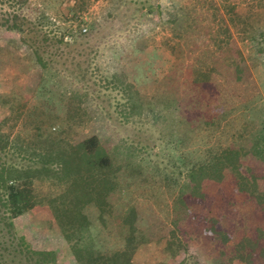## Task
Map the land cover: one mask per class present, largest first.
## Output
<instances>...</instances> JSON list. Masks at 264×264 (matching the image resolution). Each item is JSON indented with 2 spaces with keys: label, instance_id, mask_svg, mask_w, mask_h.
<instances>
[{
  "label": "rangeland",
  "instance_id": "374dc122",
  "mask_svg": "<svg viewBox=\"0 0 264 264\" xmlns=\"http://www.w3.org/2000/svg\"><path fill=\"white\" fill-rule=\"evenodd\" d=\"M77 1L84 7L79 26H95L82 44H56L59 54L42 71V82L40 67L21 71L31 53L19 45V35L0 28V122L11 131L13 148L3 157L39 173L36 205L14 219L17 235L35 250L57 252L56 264L122 250L132 264H264V205L249 185L241 191L230 168L220 180L191 182L188 164L179 160L202 161L206 148H233L240 152L235 173L251 182L264 178L258 155L264 154V115L253 122L246 113V105L264 108V33L249 38L234 20L235 14L248 20L264 15V0H123L119 7L111 0ZM0 8L38 24L44 13L48 21L38 28L56 38L78 27L68 0L62 8L60 0H0ZM181 10L189 19L177 31L170 20ZM206 48L223 65L210 82L194 84L193 69L211 64ZM236 66L239 78L231 76ZM33 84L38 90L30 95ZM129 91L142 106L134 112ZM46 100L63 122L59 144L31 134L30 114L48 108ZM190 110L203 121L187 125ZM91 134L117 170L106 171L103 181L83 182L67 175L58 153H69ZM72 179L83 183L69 190ZM107 180L111 188L100 193ZM82 218L87 228L75 230Z\"/></svg>",
  "mask_w": 264,
  "mask_h": 264
},
{
  "label": "trees",
  "instance_id": "16d2710c",
  "mask_svg": "<svg viewBox=\"0 0 264 264\" xmlns=\"http://www.w3.org/2000/svg\"><path fill=\"white\" fill-rule=\"evenodd\" d=\"M68 1L71 2L73 6V8H70V12H72V18L70 20H76L78 22V27L77 29H74L72 26H69V28H66L62 35L57 38L55 36H48L46 32H42V30L38 28V25H43V20H46V22L48 21V17H45L44 13H42V18L38 24V22H30L19 12L3 10L0 8V28L7 32L18 34L19 45L26 46V49L31 53L29 62L22 65V73H27L33 66H37V68L40 67L42 72L47 68L52 56L59 54L56 51V44H62L64 46H73L76 42L82 44L86 39L85 36L87 33L92 31L95 26L94 21L87 23L88 29L82 27V25L79 26V24L85 23L81 15L84 7L77 0ZM122 1L123 0H111L116 7H119V4ZM64 4L65 0H60L61 8ZM231 9H233V7H231ZM146 11L149 13L148 9ZM188 16L189 14H187L186 10H181L180 15L173 17L170 22L177 31H179V29L183 31V25L186 20L189 19ZM246 16H248V14H246ZM234 17L236 24L240 26V29L249 38L255 37L257 32L264 33V15H257L251 20H248V17H241L239 14H235ZM83 28H85V31L82 30ZM75 37L82 40L77 41L75 40ZM205 51L209 52V56H211V64L209 70H202L201 68L193 69L192 82H194V84L210 82L212 71L223 65V60L222 64H219L220 59L219 57L214 56V51L210 50V48H206ZM241 73L242 69L239 66H236L233 69L231 76L239 78ZM42 77L43 72L38 75V81H41ZM114 78L118 79L116 77ZM116 81L120 83L123 80L121 81L118 79ZM123 83H125V81H123ZM127 87L131 88L129 84ZM36 90H38V87L36 88L35 84H33L31 85V88H28V93L32 94ZM19 97L22 98V95L20 94ZM164 100L161 101L166 102ZM62 101L63 99H61V102ZM137 101V96L129 91L127 103L130 110L133 112L136 108L142 107L140 104L137 106ZM154 101L158 104L162 103L157 100ZM44 103H46V106L49 109H42L38 113L35 110H32L30 114L32 118V122L29 124L32 131L31 134L38 142L44 141L50 142L51 144H59L61 139H63L60 137L64 134L63 131H60V125L63 122L61 121V117L55 111V107H53L55 106L54 102L46 100ZM12 107L13 106H10V110L13 112ZM65 112V115L71 114V111L66 107ZM191 113L190 110L188 120H186L187 125L188 123L195 124L203 121L198 118L199 116H193L192 118ZM246 113L249 114V116H247V121L256 122V116H260L261 114L264 115V108H258L257 106L249 108L248 105H246ZM3 122L4 120L0 122V264H56L58 257L57 252L53 250H35L30 247L23 237L18 236L15 232L14 219L28 213L36 205V195L33 183L35 178L39 176V173L36 168H26L23 170L22 168H16L12 163H8L4 160L3 155L6 154V151L9 148H13L12 140L10 138L11 131L6 132L2 130ZM204 122L208 124L210 121L206 120ZM66 130L68 132L70 128L66 127L65 132ZM184 137H178L176 141L180 142L185 140ZM83 138L84 139L78 142L76 146L70 147L71 151L69 153H58V157L65 159L64 167L66 168L65 171L68 173L67 175L72 177L76 176L75 179L79 178V180L81 179L80 181L83 180V182L97 177H99L98 180L103 181V176L106 177V171H110L109 169L117 170L113 165L114 160L108 150L101 144L100 138L97 134H91L88 137ZM258 155L264 158V154L259 153ZM128 156L131 157V153ZM184 156V159L179 157V160L185 164V166L188 164L187 175L191 182L195 183L196 181H199V178L202 179L204 177H212L216 180H220L223 176L224 169L230 168L235 175L239 189L241 191H247V183V185H249L248 192L254 197L259 205H264V195L260 193L258 189L259 182H257V180L261 178L252 176L253 181L251 182L244 176L234 172V165L238 163L240 158L239 150L233 148H221L219 150L206 148L205 157L202 161H197L198 159L196 160L190 155ZM81 174L84 175L81 176ZM261 180H264V178ZM80 181L72 179L68 188H73L83 183ZM111 184V180H107V182L101 184L102 188L99 190L100 193H105L107 189H110ZM70 189L71 188H69V190ZM82 220L83 223L75 226V230L83 231L87 228L88 225L86 224L88 223L84 222L86 219L82 218ZM91 254V252H88L87 257L92 256ZM95 256L96 258L94 260L87 258V260L84 259L85 261L82 260L81 264H132L129 253H126L124 250L113 251L107 254L98 252ZM171 258H173L172 255ZM262 258L264 260V250L262 251Z\"/></svg>",
  "mask_w": 264,
  "mask_h": 264
},
{
  "label": "built area",
  "instance_id": "2783aa9c",
  "mask_svg": "<svg viewBox=\"0 0 264 264\" xmlns=\"http://www.w3.org/2000/svg\"><path fill=\"white\" fill-rule=\"evenodd\" d=\"M82 30L85 31V28H83Z\"/></svg>",
  "mask_w": 264,
  "mask_h": 264
}]
</instances>
